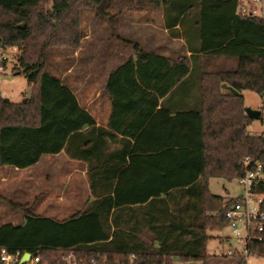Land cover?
<instances>
[{
    "label": "trees",
    "instance_id": "1",
    "mask_svg": "<svg viewBox=\"0 0 264 264\" xmlns=\"http://www.w3.org/2000/svg\"><path fill=\"white\" fill-rule=\"evenodd\" d=\"M46 1L0 0V44L19 49L14 71L33 84L18 103L0 88V166L26 168L65 151L87 163L92 198L64 219L11 200L25 222L0 224V252H40L49 264L68 250L111 263L132 253L139 264L206 262L212 232L227 227L237 198L212 192L209 178L240 179L258 162L264 172V134L247 131L255 118L246 115L243 94L264 96V18L239 14V0H88L104 17L118 2L120 11L160 9L169 34L182 35L191 52L170 58L124 38L133 49L107 79L104 126L66 79L47 69L49 47L67 40L60 26L73 0ZM81 36L73 34V42ZM184 86L204 96L205 110L180 111L171 130L156 132L152 123L167 110L158 108L160 96ZM254 252L264 256V243Z\"/></svg>",
    "mask_w": 264,
    "mask_h": 264
},
{
    "label": "rangeland",
    "instance_id": "2",
    "mask_svg": "<svg viewBox=\"0 0 264 264\" xmlns=\"http://www.w3.org/2000/svg\"><path fill=\"white\" fill-rule=\"evenodd\" d=\"M51 4L52 1L47 0L43 6L50 7ZM122 4L118 2L117 6L110 9V15L104 17L99 14L98 7L88 0H73L68 20H65V23L63 21L64 24L60 26L66 29L61 36H65L67 40L54 42L49 47L47 62L49 72L61 77L64 71L71 68L72 71L66 76L75 78L78 84L82 72L90 69L99 70L102 64H105L107 71L115 63L127 57L132 52L133 44L124 38L132 41L142 38L148 47L154 46L157 42L166 43L167 33L162 29L160 9H138L124 5L120 11L119 7ZM149 17L154 19L152 24L146 22ZM78 32L82 36L78 43H74L73 34ZM115 47L118 48L119 53L113 56L111 53H114ZM122 53L125 56L123 58L121 55L118 56ZM5 54L7 60L0 70L2 95L12 102H22L26 97L31 96L33 84L24 73L17 74L14 71L19 49L10 46ZM96 86L103 87L101 77L96 80ZM243 94L245 105L262 110L261 116L253 119L248 125L247 131L254 135L264 134V96L251 89H245ZM50 158V156L44 157L39 165L38 180L34 182H24L21 180V172L8 166H0V194L3 196L0 199V224L10 221L18 224L25 222V212L13 206L11 200L24 203L25 199H30L29 203H33L31 207L35 213L59 219L67 218L83 209L88 198L85 181L79 173L72 178L68 176L71 165L62 162L65 157H57L54 161ZM210 189L222 195L238 196L244 193V187L238 178L229 180L213 177L210 179ZM229 235L230 231L227 228L212 232L213 237L207 244L209 259L206 262H185L177 259L174 264H234L233 259H225L221 254V251L227 247L223 245L222 239ZM253 262L264 264V256L253 257Z\"/></svg>",
    "mask_w": 264,
    "mask_h": 264
},
{
    "label": "built area",
    "instance_id": "3",
    "mask_svg": "<svg viewBox=\"0 0 264 264\" xmlns=\"http://www.w3.org/2000/svg\"><path fill=\"white\" fill-rule=\"evenodd\" d=\"M256 3H262L258 6ZM238 13L243 15H258L264 18V0H239ZM5 48L0 44V70L7 60ZM245 162L250 163V158L245 157ZM244 187V193L238 195L233 204L227 209V229L230 235L222 239L226 249L221 254L230 258H241L246 264H253L255 257L254 247L264 243V172L263 164L258 162L246 170L240 179ZM27 250L12 252L2 248L0 252V264H49L43 262L40 252L32 253L31 257L24 262L21 259ZM54 264H139L137 255L130 254L122 260L109 262L107 256H79L75 250L65 251Z\"/></svg>",
    "mask_w": 264,
    "mask_h": 264
},
{
    "label": "crops",
    "instance_id": "4",
    "mask_svg": "<svg viewBox=\"0 0 264 264\" xmlns=\"http://www.w3.org/2000/svg\"><path fill=\"white\" fill-rule=\"evenodd\" d=\"M161 18H162V29L167 33V41L166 43H155L154 46L148 47L143 42L142 38H139L138 41L148 50H154L157 51L163 55H166L170 58L177 57L182 54L190 55V51L186 47L185 40L183 36H171L168 32V29L164 26V15L161 11ZM154 21L152 17H149L146 22L151 23ZM151 35V34H150ZM142 36V35H141ZM145 40V39H144ZM114 53H111L113 56L115 54L119 53L118 48L115 47ZM132 52L128 54L127 57L124 56V54H119L123 58L118 63H115L112 67L108 68L106 71L105 64L100 65L99 70H89L86 72H82L79 76V82L76 84L75 78L71 77L69 78L66 76L68 73H70L72 70L67 69L64 71V73L61 75V78L66 79V81L69 83V85L74 90L75 94L77 95L80 104L88 109L96 118L98 125H104L107 126L111 114V100L109 98V95L105 92V86L107 83V79L109 77L110 72L118 65L123 63ZM110 55V56H112ZM117 56V57H118ZM114 58V57H112ZM119 58V57H118ZM112 61V59H110ZM101 77L103 81V87L98 88L99 86H96V80ZM77 79V80H78ZM103 89V92L101 93V90ZM204 96L200 92H196L195 90L190 91L187 86H184V88H181L178 92H171L166 95L160 96L159 105L158 108H161L164 106L167 108L164 112H162L159 116L157 114L156 120L153 126V129L156 130V132H168V130H171L173 127V122L171 120L172 116L176 115L180 111L189 110L191 107H196L200 110H205L206 108V99L203 100ZM158 138V136H156ZM154 138L153 141H157V138ZM160 141V140H159ZM154 142V143H155ZM162 144V143H158ZM45 156H50V160H53L57 157H65L62 159V162L65 164L71 165L69 168V177H73L76 173H79L81 175V178L85 181L88 198L84 203L83 208L86 206L89 199L92 198L91 195V189L89 184V178H88V166L87 163L83 160L75 159L69 157L65 151H61L57 154H45L41 157V159L34 165L26 167V168H17L8 166L9 168H14L16 171L21 172V180L24 182H34L38 180L39 175V165L42 163V160ZM54 166V165H53ZM213 177H210L211 179ZM210 185V180H209ZM212 191V190H211ZM213 192V191H212ZM30 199H25V202H29ZM33 205V203H31ZM25 216V214H24ZM11 222V221H10ZM5 223V222H3ZM15 223V222H13ZM2 224V223H1ZM18 224V223H16ZM177 258H175L174 262L176 263ZM254 264V262H253ZM258 264V263H255Z\"/></svg>",
    "mask_w": 264,
    "mask_h": 264
},
{
    "label": "water",
    "instance_id": "5",
    "mask_svg": "<svg viewBox=\"0 0 264 264\" xmlns=\"http://www.w3.org/2000/svg\"><path fill=\"white\" fill-rule=\"evenodd\" d=\"M244 110L246 115L250 118H257L260 117L262 114V110L260 108H255L248 105H245ZM30 257H31V252L30 251L25 252L21 259V262L27 261Z\"/></svg>",
    "mask_w": 264,
    "mask_h": 264
}]
</instances>
